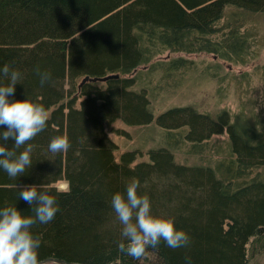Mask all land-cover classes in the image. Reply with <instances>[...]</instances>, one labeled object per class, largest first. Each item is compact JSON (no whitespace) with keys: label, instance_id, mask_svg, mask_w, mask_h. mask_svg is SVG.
Segmentation results:
<instances>
[{"label":"trees","instance_id":"obj_1","mask_svg":"<svg viewBox=\"0 0 264 264\" xmlns=\"http://www.w3.org/2000/svg\"><path fill=\"white\" fill-rule=\"evenodd\" d=\"M245 13H264V0H0V68L7 63L21 73L8 99L29 98L49 113L47 127L29 142L31 168L16 178L0 168V209L16 206L34 216L16 184L40 186L55 198L54 219L30 229L40 237L41 260L185 264L188 256L192 264H253L258 252L264 254V133L257 123L228 110L212 116L192 105L171 108L155 120L147 89H138V78L130 75L164 51L230 61L234 53L246 54ZM195 62L178 56L165 65L175 74ZM37 67L51 73L44 86ZM108 75L118 78L82 83L86 76ZM8 83L0 73V85ZM117 120L128 126L155 121L179 133L174 142L196 150L226 135L230 159L217 168L183 165L169 145L151 149L147 161H138L134 150L117 157L108 132ZM57 135L68 137L67 152L48 150ZM14 143L0 139L8 149ZM133 180L139 181L138 194L149 197L154 216L173 220L190 236L189 247L173 250L161 242L140 260L118 251L127 241L111 199L125 194Z\"/></svg>","mask_w":264,"mask_h":264},{"label":"rangeland","instance_id":"obj_2","mask_svg":"<svg viewBox=\"0 0 264 264\" xmlns=\"http://www.w3.org/2000/svg\"><path fill=\"white\" fill-rule=\"evenodd\" d=\"M231 13L232 10L219 26L224 25ZM242 18L244 39L246 43L249 41L246 54L234 53L236 57L230 61L213 54L185 55L164 51L130 74L138 78V89H147L155 110V120L171 108L192 105L212 116L228 110L234 118L242 116L249 122L257 123V128L264 133V107L257 111L256 101L260 90H264V13H245ZM178 56L195 60V65L190 70L171 73L165 63ZM108 129L109 136L118 146L117 157L134 150L139 154L138 161H147L151 149L169 145L175 160L183 165L217 168L221 162L230 159L226 135L214 136L206 143L207 148L196 150L190 143L174 142L179 133L164 131L155 121L147 126H128L117 120ZM59 186L65 188L66 184ZM253 264H264V254L258 252Z\"/></svg>","mask_w":264,"mask_h":264},{"label":"clouds","instance_id":"obj_3","mask_svg":"<svg viewBox=\"0 0 264 264\" xmlns=\"http://www.w3.org/2000/svg\"><path fill=\"white\" fill-rule=\"evenodd\" d=\"M0 73L10 83L0 85V126L6 131L0 132V139L14 140V146L8 149L0 144V168L9 177L16 178L31 168V153L34 145L29 143L47 127L49 113L45 106L34 103L29 98L10 102L15 85L21 79V73L10 64H4ZM41 86L49 83L51 73L41 72L37 67ZM257 111L264 107V90L256 96ZM25 145H27L25 147ZM71 143L66 135H57L50 140L48 150L51 153L67 152ZM23 149L22 151H17ZM139 181L133 180L126 187V193H115L111 206L122 225L121 235L127 243L118 244V251L133 259L140 260L148 248L157 249L163 242L170 249L187 248L191 238L184 230H178L174 221L152 214L151 202L147 195H139ZM19 199L31 206L34 216H26L16 206L0 209V264H44L39 258L40 237L30 231L36 223H50L57 211L56 200L46 190L37 185H17ZM185 264H192L191 257H185Z\"/></svg>","mask_w":264,"mask_h":264},{"label":"water","instance_id":"obj_4","mask_svg":"<svg viewBox=\"0 0 264 264\" xmlns=\"http://www.w3.org/2000/svg\"><path fill=\"white\" fill-rule=\"evenodd\" d=\"M112 78H118V75H108L106 77H96V78H90L89 76H86L83 80H82V83H85L86 81H93V82H96V81H106L108 79H112ZM44 261V264H48V263H56V264H77V263H74V262H67V261H64V260H60V259H54V258H48V259H45V260H42Z\"/></svg>","mask_w":264,"mask_h":264},{"label":"bare ground","instance_id":"obj_5","mask_svg":"<svg viewBox=\"0 0 264 264\" xmlns=\"http://www.w3.org/2000/svg\"><path fill=\"white\" fill-rule=\"evenodd\" d=\"M11 188V187H10Z\"/></svg>","mask_w":264,"mask_h":264}]
</instances>
